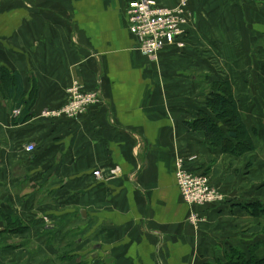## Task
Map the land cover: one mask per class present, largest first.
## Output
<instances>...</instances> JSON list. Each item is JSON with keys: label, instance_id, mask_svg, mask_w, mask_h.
<instances>
[{"label": "crops", "instance_id": "1", "mask_svg": "<svg viewBox=\"0 0 264 264\" xmlns=\"http://www.w3.org/2000/svg\"><path fill=\"white\" fill-rule=\"evenodd\" d=\"M129 1L0 0V264H217L264 243L259 222H246L259 221L249 206L264 204V86L254 78L264 0H188L185 47L156 61L138 49ZM217 74L255 129L251 153H224L187 125ZM75 81L99 101L75 117L43 116L67 104ZM16 88L33 98L27 122L13 119ZM179 155L195 158L191 169L222 200H184Z\"/></svg>", "mask_w": 264, "mask_h": 264}, {"label": "built area", "instance_id": "2", "mask_svg": "<svg viewBox=\"0 0 264 264\" xmlns=\"http://www.w3.org/2000/svg\"><path fill=\"white\" fill-rule=\"evenodd\" d=\"M126 13L129 28L137 38L138 49L151 61L158 60L159 54L166 48L185 47V25L189 23L191 16L188 0H181L174 7L161 6L149 0H130ZM68 92L69 99L66 105L60 109L44 110L42 115L53 118L63 115L75 117L87 111L100 99L98 91H85L77 81ZM21 112V108L13 111L15 116H20ZM24 149L28 153H34L36 146L30 142L25 145ZM194 159V157L179 155L175 161L177 185L184 200L191 207L222 200L223 195L211 182L210 176L191 169L189 162ZM94 175L99 177L101 171L95 170ZM190 219L197 222L198 213L193 210Z\"/></svg>", "mask_w": 264, "mask_h": 264}, {"label": "trees", "instance_id": "3", "mask_svg": "<svg viewBox=\"0 0 264 264\" xmlns=\"http://www.w3.org/2000/svg\"><path fill=\"white\" fill-rule=\"evenodd\" d=\"M14 75L8 73L7 79L15 81L13 84L17 85L19 76ZM2 81L4 82V79ZM205 90H208L205 98L206 108L200 109L194 120L187 121L189 128L193 131H202L205 140L213 148H218L224 153L242 156L255 151L257 149L253 137L255 129H250L244 121L239 108L240 96L230 80L217 74L213 76L209 87ZM15 91V101L17 102H15L16 105H13L12 110L14 122H27L34 114L31 109L34 105L33 98L31 96L25 98L24 94L20 92V88H16ZM22 105L25 107L23 110L21 109L20 116H15L13 111L21 108ZM23 112L25 113L24 117L21 121H17L23 116ZM262 205V202H256L249 206L251 215L257 216L259 212L264 213V205ZM262 230L264 231V225ZM218 261L217 264H264V243L251 245L246 250L233 248L227 253L226 262Z\"/></svg>", "mask_w": 264, "mask_h": 264}, {"label": "rangeland", "instance_id": "4", "mask_svg": "<svg viewBox=\"0 0 264 264\" xmlns=\"http://www.w3.org/2000/svg\"><path fill=\"white\" fill-rule=\"evenodd\" d=\"M263 47H264V44H263ZM259 60H260V66L262 64V67L260 68L259 72L257 73V75L254 78L257 80V83H255V84L256 85H260L258 87L262 88L261 85L264 86V52H263L262 57L260 56ZM256 95L259 96V93H256ZM247 161H248V159H247ZM249 163L246 162V165L249 164ZM252 165H253V163L250 166H252ZM257 216H258L257 217L258 219H256V220H259V221H255V219H252V218H247V221H246L247 222V226H249L251 228L256 226V228H257V224H256L257 222H259L260 226H263L264 225V213H260L259 212V214Z\"/></svg>", "mask_w": 264, "mask_h": 264}, {"label": "water", "instance_id": "5", "mask_svg": "<svg viewBox=\"0 0 264 264\" xmlns=\"http://www.w3.org/2000/svg\"><path fill=\"white\" fill-rule=\"evenodd\" d=\"M79 213H81V214H82V216H84V217H85V215H86V212H85V210H79ZM97 247L99 248V247H100V245H98Z\"/></svg>", "mask_w": 264, "mask_h": 264}]
</instances>
